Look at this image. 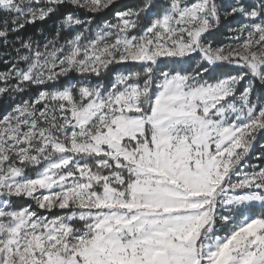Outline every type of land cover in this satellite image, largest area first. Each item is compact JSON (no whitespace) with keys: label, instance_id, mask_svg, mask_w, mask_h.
I'll list each match as a JSON object with an SVG mask.
<instances>
[{"label":"snow or ice","instance_id":"snow-or-ice-1","mask_svg":"<svg viewBox=\"0 0 264 264\" xmlns=\"http://www.w3.org/2000/svg\"><path fill=\"white\" fill-rule=\"evenodd\" d=\"M0 264H264V0H0Z\"/></svg>","mask_w":264,"mask_h":264},{"label":"trees","instance_id":"trees-1","mask_svg":"<svg viewBox=\"0 0 264 264\" xmlns=\"http://www.w3.org/2000/svg\"><path fill=\"white\" fill-rule=\"evenodd\" d=\"M118 2L121 5H125V6H133L136 3V0H118Z\"/></svg>","mask_w":264,"mask_h":264}]
</instances>
